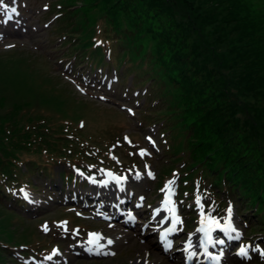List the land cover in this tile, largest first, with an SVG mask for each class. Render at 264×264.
I'll return each instance as SVG.
<instances>
[{"label": "rangeland", "instance_id": "1", "mask_svg": "<svg viewBox=\"0 0 264 264\" xmlns=\"http://www.w3.org/2000/svg\"><path fill=\"white\" fill-rule=\"evenodd\" d=\"M28 6L31 9V14H34L35 9L41 7L44 0H26ZM68 5H74V2L83 0H65ZM118 1L122 4L137 6V11L132 8L127 9L133 14V16L140 20V14H146L147 19L157 20L160 25L154 27L155 37L163 42L164 48H167L166 55L171 54L172 50L175 51L177 60L173 65L175 66L176 73L183 76L185 86L189 92L191 99L195 103L200 102L198 99H207L214 93L222 90L223 87L229 86L233 101L230 109L227 112L231 114L230 123L227 124L226 135L230 139L227 141L228 150L229 145L234 147L235 157L238 153L240 156L250 158L254 161V164H258L260 158H264V86L260 87L257 85L250 90H242L239 87L241 84L238 79L243 76L246 72L247 66L245 62L241 61L240 57L245 54L247 47V39H239V31L235 29V22L231 20V17L227 14L229 9L237 7L240 15L246 17L255 14V10L246 8V2H243L247 13L241 9V4L238 0H112ZM251 1V0H250ZM100 6H97L99 8ZM33 21L29 23L32 25ZM84 25L83 21L76 20V36L79 37V43L75 48L79 51L82 50L81 43L85 42L83 35L80 32V27ZM146 25L145 23L142 24ZM132 28V26H130ZM36 36L35 33L28 31L27 34L18 33L16 36H12L11 40L18 43V49L27 51L32 46H41L45 44V34ZM142 41L135 43L133 46H129L127 49H122L120 45L115 48L117 55L118 65L120 68L121 59L123 57L122 50H130L135 56L142 55L143 51L140 50L138 53L136 49L143 47L150 41V35H143ZM140 38V37H139ZM130 39V38H129ZM131 40V39H130ZM149 40V41H147ZM39 41V42H36ZM170 43L167 44V43ZM140 44V45H139ZM90 47V45H88ZM55 48L52 46L51 49ZM30 51V50H29ZM29 53V54H28ZM34 55L33 58L31 56ZM100 54V50L93 52L92 55L96 56ZM8 57H11L10 60ZM29 62L31 61L32 66L24 67L19 69L21 72L26 73L27 68H34V72L39 69L44 70V73H50L57 75L52 71L53 63L46 58L42 57L40 53L34 51L25 52L23 54L11 53V54H0V105L8 107L11 104H19L23 99H31L32 94L27 93L26 88L23 89L22 99H18L17 95L22 91V86L14 85L10 78L7 77V73H12V70L8 71V67L14 62L11 61ZM135 63H132L133 66ZM20 66V64L18 65ZM37 66V67H36ZM98 66H102L99 62ZM14 71L17 70L13 67ZM147 66L143 65L141 68H131L132 71L138 73L139 80L145 81L149 78V72L146 71ZM132 73L131 71H129ZM252 78H255V74L250 71ZM259 77L263 78V74L259 73ZM154 78L155 75L152 74ZM258 77V78H259ZM130 75L123 80V87L126 86L130 81ZM5 82H8L7 92H2L1 89ZM62 86L69 90V86L64 82L60 81ZM156 82V79H155ZM146 83V82H145ZM142 84V83H141ZM153 84V88L155 89ZM119 90L121 92L122 88ZM9 90H11L9 94ZM7 94V95H5ZM173 102L177 103L178 98L174 96ZM47 110H54L58 112V116L61 118L68 117V119L75 121V123L83 119L85 122V128L87 129L86 135L88 136H101L107 137V131L119 126L121 119L120 113L112 106L107 105H95L93 103L80 100L71 99L66 100L65 105H52L46 107ZM157 110L162 111L167 109V101L163 102L156 107ZM168 110V109H167ZM254 111H257V119ZM202 114H204L202 109ZM128 125L130 122L125 121ZM171 129V128H170ZM186 130V129H185ZM100 137V138H101ZM28 158V157H27ZM55 170L61 169L58 165L54 167ZM170 172V171H169ZM168 172V173H169ZM205 181L212 185L215 180L205 179ZM226 196H224L225 199ZM236 207L238 202L234 201ZM5 205L9 208L8 202ZM52 205L49 210L45 213L39 214L38 217L48 215L54 208ZM4 207L0 206V241L7 242L9 244H35L36 242L42 243V238L35 226L28 218L23 217V209L13 216L11 213H7ZM33 218V216H30ZM61 215L55 217L59 218ZM257 218L251 217L250 214H246V220L248 224L256 226L259 223ZM259 228V227H257ZM261 229V228H260ZM248 232V231H247ZM264 236V230L257 229ZM249 233V232H248ZM152 242L144 241L141 242L135 235L129 236L127 243H120L119 249L130 250L137 252L142 256L143 251L148 249L151 257L155 260V264H159L157 260L158 253L152 248ZM124 258L123 263L129 257H133L135 254ZM3 263L0 264H15L11 262L9 257L3 252ZM76 264V263H75ZM79 264H94L92 262H81ZM102 264H110V261H105ZM162 264H178L176 261H164Z\"/></svg>", "mask_w": 264, "mask_h": 264}, {"label": "trees", "instance_id": "2", "mask_svg": "<svg viewBox=\"0 0 264 264\" xmlns=\"http://www.w3.org/2000/svg\"><path fill=\"white\" fill-rule=\"evenodd\" d=\"M96 1L101 3L98 12L108 16L109 23L113 25L117 33L122 35L127 47L142 41L144 34L150 35V41L147 40L149 42L143 47L139 44L140 48L136 49L135 53L142 50L143 54L138 56H143L147 48H150L153 74L166 85L168 95L172 98L177 96V103L170 98L167 99V112L176 117V128L180 134L189 132L186 143L193 163L213 170L218 180L223 178L229 186L238 188L243 199L248 200L252 206L257 204L258 212L264 215V158H260L255 165L252 159L240 156L239 153L234 157V147L229 145L230 150H228L226 144L230 140L227 138L226 131L231 114L227 112V109L232 106L231 90L233 88L225 86L211 95L208 102L207 99L199 98L200 102L195 103L189 96L183 76L176 73L173 65V61L177 60L175 51L172 50V55H166L167 48L163 49L166 45L154 35V27L156 24L159 26L160 23L151 18L145 20L147 13L140 14V20H137L127 9L132 8L137 11L138 7L118 1L83 0L77 3H81V10H84L85 14L86 9ZM238 3L246 13L247 9L255 10L254 15L246 17L240 15L237 7L227 11L231 20L235 22V29L239 31L240 41L247 39L248 49L240 57L241 61L247 64L244 66L246 72L238 81L241 83L239 87L242 90H250L257 85L259 88L264 86V77L258 76L259 73L264 76V0H249V3L246 2L247 9L242 0H238ZM143 23L146 25L142 26ZM167 44L170 45V43ZM250 71L256 75L255 78H252ZM8 88V82H5L1 91L5 93ZM18 103L8 107L0 105V171L7 174L11 173L13 167L11 159H16V154L25 150L21 138L28 137L25 134L21 135L20 113L23 109L30 108L32 101L29 97ZM254 114L256 118L253 117V119L258 122L257 111H254ZM7 125L11 126L9 135L6 133ZM2 159H5L6 163H3Z\"/></svg>", "mask_w": 264, "mask_h": 264}]
</instances>
